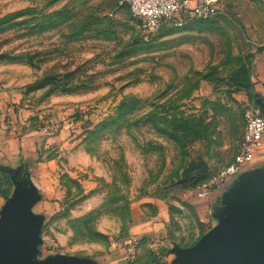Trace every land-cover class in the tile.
Instances as JSON below:
<instances>
[{"label":"rangeland","instance_id":"1","mask_svg":"<svg viewBox=\"0 0 264 264\" xmlns=\"http://www.w3.org/2000/svg\"><path fill=\"white\" fill-rule=\"evenodd\" d=\"M224 3L148 37L122 0H0V103L25 113L50 164L38 260L171 264L208 232L176 183L202 162L197 189L233 161L251 104L233 79L245 67L255 85L264 67V0ZM173 115L200 126L175 130ZM14 190L0 169V209ZM161 206L168 223L137 233Z\"/></svg>","mask_w":264,"mask_h":264},{"label":"water","instance_id":"2","mask_svg":"<svg viewBox=\"0 0 264 264\" xmlns=\"http://www.w3.org/2000/svg\"><path fill=\"white\" fill-rule=\"evenodd\" d=\"M255 105L264 109V98ZM15 190L0 209V264H96L71 255L38 260L44 217L33 211L41 196L24 168L0 167ZM216 226L190 247L175 246L171 264H264V167L239 179L223 195Z\"/></svg>","mask_w":264,"mask_h":264},{"label":"crops","instance_id":"3","mask_svg":"<svg viewBox=\"0 0 264 264\" xmlns=\"http://www.w3.org/2000/svg\"><path fill=\"white\" fill-rule=\"evenodd\" d=\"M255 91L259 97L264 98V67L263 71L259 72L258 78L254 85ZM261 111L264 114V109ZM29 119L25 113H19L15 108L7 102L0 103V166L13 169H27L32 182L37 187L39 194H42L44 179L48 176V162L38 160L37 147L40 146V136L35 135L33 128H29ZM28 126V127H27ZM37 156V157H35ZM264 167V137L254 160L246 165L243 170L229 178H227L219 187L213 189L207 198H199L195 191H187L182 194L183 198L190 200L194 205L195 210L200 218L209 226L208 231L217 225L218 220L215 218V213L221 208V199L228 189L233 186L244 175ZM42 191V192H41ZM195 194V197H192ZM48 202L43 201V196L40 201L34 206L33 211L36 214H47ZM37 206L40 210L37 211ZM169 211L166 207L161 206L159 215L154 219L151 225H146L139 228L136 232L139 233L145 229L158 230L168 223ZM96 264H107L97 261Z\"/></svg>","mask_w":264,"mask_h":264},{"label":"built area","instance_id":"4","mask_svg":"<svg viewBox=\"0 0 264 264\" xmlns=\"http://www.w3.org/2000/svg\"><path fill=\"white\" fill-rule=\"evenodd\" d=\"M137 18L148 37H153L163 27H182L188 21H208L222 14L224 0H122ZM264 137V114L255 104H248L244 113L242 144L233 161L209 183L194 189L199 198H207L227 178L241 172L250 164ZM128 253L135 255L136 242L130 239Z\"/></svg>","mask_w":264,"mask_h":264},{"label":"trees","instance_id":"5","mask_svg":"<svg viewBox=\"0 0 264 264\" xmlns=\"http://www.w3.org/2000/svg\"><path fill=\"white\" fill-rule=\"evenodd\" d=\"M16 14H9L7 17H14ZM192 21H200V20H191ZM2 18H0V24L2 23ZM187 22V23H188ZM186 23V24H187ZM161 30V29H160ZM159 30V31H160ZM158 31V32H159ZM156 35V34H155ZM53 82V78H46L44 79L41 84H51ZM233 86L237 91H244L249 95V98L251 99V103L255 104V100L259 96L258 94L254 93V83L252 81V78L250 76V72L243 67L240 71L237 72L233 79ZM259 108V107H258ZM260 109V108H259ZM263 111L262 109H260ZM169 125L173 126L175 130H187V131H195L199 128L200 125H198L194 120L184 119L182 117H179L177 115H173L169 121ZM197 172V174H196ZM207 167L204 163H200L196 167L189 168L184 175L178 180L176 185L179 187V189L183 192L194 190L196 188V185L206 178L207 176ZM5 198H9L10 192L5 191L4 193Z\"/></svg>","mask_w":264,"mask_h":264}]
</instances>
